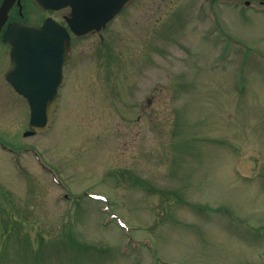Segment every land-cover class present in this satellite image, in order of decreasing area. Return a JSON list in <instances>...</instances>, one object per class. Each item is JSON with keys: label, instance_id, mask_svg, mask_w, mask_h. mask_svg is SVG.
I'll use <instances>...</instances> for the list:
<instances>
[{"label": "rangeland", "instance_id": "374dc122", "mask_svg": "<svg viewBox=\"0 0 264 264\" xmlns=\"http://www.w3.org/2000/svg\"><path fill=\"white\" fill-rule=\"evenodd\" d=\"M235 3L74 43L46 133L0 85V264H262L264 17Z\"/></svg>", "mask_w": 264, "mask_h": 264}, {"label": "water", "instance_id": "95a60500", "mask_svg": "<svg viewBox=\"0 0 264 264\" xmlns=\"http://www.w3.org/2000/svg\"><path fill=\"white\" fill-rule=\"evenodd\" d=\"M124 3L121 1V5ZM3 9L0 31L5 21ZM3 39L11 47L12 63L7 77L31 108V130L25 136L44 133L54 120L63 68L71 56L69 35L54 22H46L42 27L13 24Z\"/></svg>", "mask_w": 264, "mask_h": 264}, {"label": "flooded vegetation", "instance_id": "af4514ba", "mask_svg": "<svg viewBox=\"0 0 264 264\" xmlns=\"http://www.w3.org/2000/svg\"><path fill=\"white\" fill-rule=\"evenodd\" d=\"M126 2L121 8L120 4ZM141 0H0V9L6 7L5 23L0 31V44L7 49L9 61L0 57V85L18 94L7 78L11 63L10 48L3 41V34L14 23H28L42 26L47 21H54L67 30L71 49L74 43L95 41L110 43L118 40L119 24L131 19L134 7ZM143 3L146 0H142ZM214 7L216 0H207ZM234 1V0H229ZM251 7L255 4L260 14L264 15V0H237L235 5ZM67 66V65H66ZM65 66V67H66ZM64 67V84H67Z\"/></svg>", "mask_w": 264, "mask_h": 264}]
</instances>
